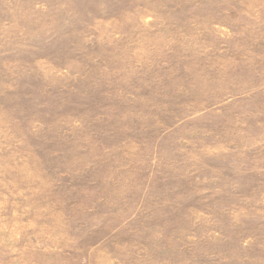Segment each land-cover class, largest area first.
<instances>
[{"label": "rangeland", "instance_id": "1", "mask_svg": "<svg viewBox=\"0 0 264 264\" xmlns=\"http://www.w3.org/2000/svg\"><path fill=\"white\" fill-rule=\"evenodd\" d=\"M0 264H264V0H0Z\"/></svg>", "mask_w": 264, "mask_h": 264}]
</instances>
